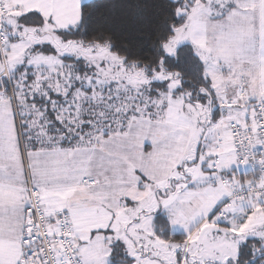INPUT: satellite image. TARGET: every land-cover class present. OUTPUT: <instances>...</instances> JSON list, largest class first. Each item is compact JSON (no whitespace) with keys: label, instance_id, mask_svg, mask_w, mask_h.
<instances>
[{"label":"snow or ice","instance_id":"1","mask_svg":"<svg viewBox=\"0 0 264 264\" xmlns=\"http://www.w3.org/2000/svg\"><path fill=\"white\" fill-rule=\"evenodd\" d=\"M173 2L153 63L77 36L81 0H0V264H264V0Z\"/></svg>","mask_w":264,"mask_h":264},{"label":"trees","instance_id":"2","mask_svg":"<svg viewBox=\"0 0 264 264\" xmlns=\"http://www.w3.org/2000/svg\"><path fill=\"white\" fill-rule=\"evenodd\" d=\"M175 6L172 0H88L81 4L82 17L75 34L91 39L104 33L117 54L127 60L154 63L158 55H163L157 47V35L163 37L170 30V22L177 21ZM191 49L189 44L179 45L176 56H165V63L170 70L182 73L183 87L195 90L202 83V64ZM5 84L7 87V81ZM153 226L164 237L180 239L183 235L169 231L168 220L160 211L153 215Z\"/></svg>","mask_w":264,"mask_h":264},{"label":"rangeland","instance_id":"3","mask_svg":"<svg viewBox=\"0 0 264 264\" xmlns=\"http://www.w3.org/2000/svg\"><path fill=\"white\" fill-rule=\"evenodd\" d=\"M181 44L191 45L190 42H188V41L181 42L179 45H181ZM154 83H157V82H154ZM146 147H148V145H146ZM242 171H245V169L243 167L241 168L240 172H242ZM240 174H242V173H240ZM170 227H171L170 229L173 233L179 232V233L183 234V229L180 228L179 226L170 225ZM112 247H113V256L109 258V263L117 264V257H118L119 261H123L124 264H133L132 258L127 255V252H126V250H125V248L121 242H118V241L115 242Z\"/></svg>","mask_w":264,"mask_h":264},{"label":"crops","instance_id":"4","mask_svg":"<svg viewBox=\"0 0 264 264\" xmlns=\"http://www.w3.org/2000/svg\"><path fill=\"white\" fill-rule=\"evenodd\" d=\"M86 1H88V0H81V4H82V3H85ZM197 58H198V57H197ZM242 172H244V171H242ZM242 172H240V173H242ZM158 211H160V212L165 216V218L168 220L166 210H164V209H162V208H158V209L153 213V215H154L155 213H157ZM168 223H169V221H168ZM170 228H171V227H170V223H169V231H171ZM171 233H173V232L171 231Z\"/></svg>","mask_w":264,"mask_h":264},{"label":"built area","instance_id":"5","mask_svg":"<svg viewBox=\"0 0 264 264\" xmlns=\"http://www.w3.org/2000/svg\"><path fill=\"white\" fill-rule=\"evenodd\" d=\"M8 86V85H7ZM244 172H242V174H243Z\"/></svg>","mask_w":264,"mask_h":264}]
</instances>
